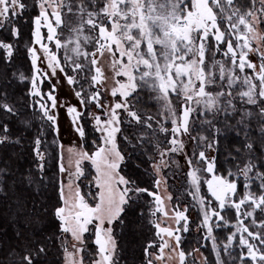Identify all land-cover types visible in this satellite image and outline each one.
<instances>
[{
	"label": "snow or ice",
	"instance_id": "obj_1",
	"mask_svg": "<svg viewBox=\"0 0 264 264\" xmlns=\"http://www.w3.org/2000/svg\"><path fill=\"white\" fill-rule=\"evenodd\" d=\"M251 2L253 8L257 2L260 3V8L257 10L259 15L251 9L241 14L239 7H233L235 0H191L190 7L185 6V0H164V3H158V0H105L103 7L99 10H89L84 3H81L78 6V26L71 27V35L62 42L57 36V28L64 26L63 16L65 13L63 9L67 7V15L69 16L77 15L73 11L74 5H66L63 0L59 4L56 3V0H37V6L40 9L39 15L34 18L36 25L34 35L37 37V42H39L41 21H44L48 27V39L55 40L57 48H64L66 53L71 51L74 54L73 56H65V59L74 65V71H82L85 67L83 63L77 62L81 56L88 60L89 70H94V74L91 76L93 85L104 83V72L99 66L97 54L101 57L105 53L111 54L113 69L122 67V73L117 72L116 74H123L128 80V83L120 84L118 89L113 88L112 90L113 96L119 91L124 97V102L109 106L106 112L108 116L106 120L102 121L101 116L93 117L96 121L97 130L102 133V143L98 145L97 150L91 154L80 153L79 159L75 162V173L69 171L63 164L60 165V173L67 174V182L64 179L60 180L59 195L62 204L55 207L53 216L59 222V231L63 234V239L66 240L70 236L75 241L72 245L75 253L68 252L67 247H64L65 259L70 261V264H84L83 255L77 260L75 254L86 251L84 234L91 231L90 225H94V243L97 246L96 255L90 264H116L114 259L116 242L113 238V229L111 227L105 229L103 225L105 223L111 225L113 221L118 220L125 211V207L134 203V194L135 196L140 194L153 196L157 205L156 211H163L162 200L159 195L147 188L138 187L136 181L126 178L120 173L124 155L116 143V133L120 131L115 126L120 122L117 110L124 109L131 117L140 121L137 113L128 107L127 99L138 87H150L165 100V108L173 117L171 131L174 138L171 143L174 145L178 143L175 134L188 131L189 116L193 111L192 102L197 105L202 104L205 114L213 111L219 112L222 99L225 96H232V93L220 91L213 94L206 91L209 84L216 83L215 73L206 72V49L209 47L210 37L214 36L218 43H227L225 55L230 54L232 63L235 65L238 62L241 71L245 67H255L248 61L247 53L253 51L252 40L258 39L261 45H264V35L258 36L255 30L256 25H264V0H251ZM225 5L230 9L227 14ZM89 7H95V0H89ZM25 8L26 4L23 0H0V17H3L4 20L9 17H18ZM48 8H52L51 13L48 12ZM214 9H219V12ZM50 17L54 18V24ZM225 21L228 24L226 32L221 31L220 28ZM241 26H243L242 29ZM13 34L18 35V29L13 28ZM229 34L233 38L226 39ZM88 45H93L95 51L91 53L86 51L85 48ZM126 45H130V47ZM144 46H146V51H142ZM156 46H159L161 51L158 52ZM42 47L48 54V48L43 45ZM0 48L7 49L11 55L12 46L10 44L0 42ZM237 48L240 49L239 53L236 51ZM117 51L121 57H127L128 63L126 65L122 61L116 60ZM29 52L32 54V63L35 67L37 59L35 51L29 49ZM190 55L191 58H189ZM261 59L264 60V54H262ZM48 61L49 67L53 70L52 74L55 75L56 69L60 67L59 61L55 55H48ZM60 71L64 72V68L61 67ZM134 73H139V77L137 78ZM225 79L231 86L235 83L236 77L231 72H226L221 64L220 80ZM67 80L69 84L75 83L71 76H68ZM244 83L248 84L249 88L248 91L240 93L241 98L246 97L248 104L258 106V99L260 104H264V63L260 65L259 87L257 88V85L251 82V78H245ZM33 87H35V78H33ZM55 90L56 86L53 85V91ZM170 93H175L178 97L183 96L182 112L179 108L172 107L171 101L168 99ZM75 94L78 97L81 96L80 92ZM100 95L101 93L96 91L90 100L95 101L98 108L105 110V106L99 99ZM49 99L52 100V106L56 107V97L50 95ZM81 102L86 103L84 100ZM227 104L235 107L232 100H228ZM0 108L7 112H13V108L8 104H0ZM68 112L71 114L77 110L74 107H69ZM45 115H48L47 111H45ZM260 117L262 127L259 131L261 136H264V108H260ZM48 119L54 120L55 118L48 116ZM5 131H7L6 126ZM77 131L80 132L81 136L84 135L82 128H78ZM245 147L251 153L254 145L248 143ZM176 150V148L172 149V151ZM163 155L164 153H161V156ZM200 158L202 161L205 160L203 152L200 153ZM87 159L91 160L96 169L94 180L98 192L91 194L92 200L95 201L94 206H91L85 195L81 193L80 186L74 183V180H79L84 175L81 162ZM160 164H163V160L152 165L157 173L160 171ZM255 167L256 165L250 160L241 170L242 174L247 178L248 173ZM213 169L214 161L208 162L207 171L213 172ZM257 174L262 181L258 203L251 191H246L239 203L232 200V197L237 194L235 182L215 175L212 180L207 181L211 196L216 202H219V210L213 208L212 216L223 220L224 217L220 213L228 206L239 210L240 206L248 201H251L256 207L264 205V172ZM188 176L191 178V183L196 188L198 195L199 177L197 172L195 170L189 171ZM160 183L159 179L155 180L156 186H159ZM244 187L247 189L249 185L245 184ZM230 200H232L231 205H229ZM199 203L205 205V200L200 198ZM208 203L210 204L211 201ZM156 211L152 212V215H155ZM246 215H251V213H246ZM209 219V215L205 211L203 223L207 225ZM181 220L185 221L184 230L187 231V217L183 212H177V223ZM154 226L158 236L161 234H166L168 237L175 236L176 246L179 247L180 236L175 235L173 230L163 228L159 223H155ZM243 231H247V229H243ZM209 232H211V228H209ZM249 236L260 239L261 243L264 244V237L255 236L251 232H249ZM232 239L233 236L230 235L228 237L229 242ZM161 240L160 255L156 257L158 260H162L164 250L171 247L170 242L163 240L162 236ZM240 244L247 246L248 255L253 262L257 260L264 262V253L258 255L259 250L254 249V246L243 237ZM78 245L80 246L78 247ZM152 246L150 244L149 248ZM43 253H45L44 247H40L36 252L29 250V254L23 257V261L25 264H34V257H39ZM145 253L149 256L147 264H154L148 248L145 249ZM179 258L181 264H184L185 253L183 251L179 252ZM241 258L243 259V257Z\"/></svg>",
	"mask_w": 264,
	"mask_h": 264
},
{
	"label": "rangeland",
	"instance_id": "obj_2",
	"mask_svg": "<svg viewBox=\"0 0 264 264\" xmlns=\"http://www.w3.org/2000/svg\"><path fill=\"white\" fill-rule=\"evenodd\" d=\"M61 0H56V3L59 4ZM105 2V0H104ZM103 2V4H104ZM158 3H164V0H158ZM37 4V0H36ZM185 6H191V0H185ZM103 7V5H102ZM129 7H131L129 5ZM99 6L95 4V7H92V10H99ZM260 8V3L257 2L255 7L251 5V10L256 12L257 15L260 13L257 11ZM226 14L230 12V9L225 5ZM59 10V9H58ZM219 12V9H214ZM19 11V10H18ZM52 8H48V12L51 13ZM68 9L65 7L63 12L65 13L64 17V26L57 28V36L63 41L67 40L71 35L70 28L78 26V10H74L77 15L69 16L67 15ZM40 9L37 6V13L39 15ZM51 18V17H50ZM54 24V18H51ZM0 21L4 22V18L0 17ZM249 21L251 22V18L249 17ZM1 24V23H0ZM110 28V26H109ZM221 31H227L228 24L225 21L220 26ZM243 26H241V29ZM256 34L264 35V25H256L255 26ZM36 31V25L33 21V42L31 46L28 48V56L32 64V76L30 79V95L32 99V103L35 107L40 111L39 120L48 123L51 127V130L55 134V141L58 146V164L59 169L60 165L63 164L65 168L69 171L75 173L76 171V160L79 159L80 153L85 152L83 149V138L78 128H82L81 118L84 111L88 110V118L90 120V125L92 129L97 134L99 139L98 145L102 143L101 131L97 130L96 121L93 119L94 116H101L102 121L108 118L106 112L109 106H114L116 103H123L124 97L118 91L115 96L112 95L113 88H119L120 84L128 83L127 77L123 74L117 75V72L122 73V67H117L115 70L113 69V57L109 53H105L103 57L97 54V60L99 62V66L102 68L104 72V83L101 85H93L91 81V76L94 74V70L90 71L88 66V60L81 56L77 62L83 63L85 65L82 71H74V65L65 59V56H73L74 54L71 51L66 53L64 48H57L55 44V40L48 39V27L44 21H41L40 29H39V42H37V37L34 35ZM89 34V33H86ZM233 38L231 34H229L226 39ZM253 51L247 53V59L249 62L255 65L254 68L245 67L243 71L240 70L239 64H233L230 54L225 55L227 51V43L220 42L218 43L214 36L210 37L209 47L206 49V72L215 73V84H209L206 91L212 92L213 94L224 91L225 93L231 92L232 96H225L220 104L221 112L222 110L229 111H237V112H246L247 108H255L252 105L247 103V98H241L240 93L248 91L249 85L244 83L245 78H251V82L259 87V70L260 65L264 63V60L261 59L262 54H264V45H261L258 39L251 41ZM46 46L49 50L48 54L45 53L44 47ZM130 47V45H126ZM29 49H33L35 51L36 56V65L33 66L32 63V54L29 52ZM157 51H161L159 46H156ZM258 49V50H257ZM6 56L9 57V52L7 49H4ZM88 52L95 51V47L93 45H88L85 48ZM142 51H146V46L142 49ZM237 53H239L240 49H236ZM48 55H55L59 61L60 67H58L55 71V75L52 74L53 70L49 67ZM116 60L122 61L124 65L128 63L127 57H121L119 52H116L115 56ZM191 58V55L189 56ZM223 65L226 72H231L234 77H236L235 83L231 86L228 85L227 79L221 81L220 80V65ZM64 68V72L60 71V68ZM38 69V70H37ZM137 78L139 77V73H134ZM71 76L75 83L69 84L67 77ZM33 78H35V87H33ZM186 79V78H185ZM44 81L48 82L50 86L46 87L44 85ZM53 85L56 86V90L53 91ZM223 85V87H221ZM96 91L101 93L99 99L105 106V110H101L97 107L95 101H91L90 97ZM140 91H146V101L154 106L148 107V112L143 113L137 100L141 97ZM80 92L81 96H77L75 93ZM56 97V107L52 106V100L49 99V96ZM168 99L171 101V105L173 108H179L182 112L183 108V96L178 97L175 93H170ZM84 100L86 103H82ZM228 100H232V104L235 106L227 104ZM165 100L160 97V95L153 91L148 86L138 87L137 90L127 99V105L131 111L137 113L140 117V121H137L133 117H131L127 111L124 109H118L117 115L119 117L120 122L115 125L120 129L119 132L116 133V143L118 141V137L122 136L121 132V123H130L134 125H141L143 127L148 128L151 131L153 142V156L149 157V173L152 176V189L149 191L154 192L156 195H159L162 200V208L163 211H156L157 205L153 196H149L147 194H140L135 196L134 199L140 198L143 195H146L147 201V209L150 217V223L153 227V236L148 243L147 248L151 253V259L154 264H181L179 258V252L183 251L182 243L184 238L186 239V232L188 229H191L193 232L192 242L193 248L189 255L185 254L184 264H205L204 256L202 255L200 249L205 244H208L213 250H219V246L216 243L215 237L213 236V230L218 227L220 223H226L225 220H221L218 217L212 216V209L216 208L219 210V202H216L214 198L211 196V193L208 190L207 181L212 180L213 176L221 177L218 172L213 169V172L207 171L208 162H213L214 156V140L205 139L203 136L196 137L193 133V127L199 117L203 116L205 109L202 104L197 105L195 102L191 103V107L193 111L189 116L188 121V131L175 134V139L178 141L176 145L172 144L174 136L171 131L172 125V116L168 113L165 108ZM260 108H264V104L259 103ZM74 107L77 112L69 113L68 108ZM45 111H47L48 115H45ZM79 113V115H77ZM211 113V112H209ZM213 114L218 112L213 111ZM179 114V113H178ZM242 116L243 114L240 113ZM48 116H53L54 120H49ZM142 121V122H141ZM150 125V127H149ZM166 129V130H162ZM126 141L129 150H119L125 156L132 151H137L140 148V144L142 141V137H138L137 141L132 142L125 137H123ZM0 141L8 142L12 141L8 138V136H3L0 134ZM39 141V144H37ZM44 141V135L41 128L35 137H33L32 144L34 146V155L37 160L36 162V173L35 176L38 180H40V175L42 172V165L44 160V152L41 149V145ZM1 143V142H0ZM98 145L95 146L92 152H87L89 154L94 153L97 150ZM182 145V147H181ZM118 146V143H117ZM43 148V146H42ZM173 148H176V151H172ZM140 150H142L140 148ZM203 152L205 154V160H201L200 153ZM161 153H164L161 156ZM163 160V164H160L159 173L155 172L152 165L153 163H160ZM123 161V162H124ZM191 161V164H189ZM122 162V163H123ZM121 163V165H122ZM248 161L245 163L247 164ZM244 165L239 166L238 169L235 170L236 176H241V185L243 187V191L240 196L232 197L236 203L243 198L244 193L246 191H251L256 197L257 203L259 202V196L261 195V178L258 176V170L254 169L248 173V177L246 178L242 174V169ZM81 168L84 172V175L80 177L79 180H74L75 184L81 183L83 180L85 182H89L86 189L92 190V194L98 192L97 186L95 184L94 177L96 176L95 166L92 164L90 159L83 160L81 162ZM195 170L199 177V194L197 195L196 188L191 183V178L188 176L189 171ZM88 171H91L90 179L85 178L87 176ZM60 173V170H59ZM122 175V174H121ZM32 178V177H31ZM30 178V179H31ZM224 178V177H223ZM64 179L67 182V174H61L59 178V187L60 180ZM159 179L161 181L159 186H156L155 180ZM228 180L227 178H224ZM1 180V178H0ZM5 180V179H4ZM89 180V181H88ZM230 181V180H229ZM256 184V189L252 191V182ZM233 182V181H231ZM247 184L249 187L246 189L244 185ZM1 186V185H0ZM28 189L27 192H30L31 189L36 190L38 188L37 181L33 178L27 183ZM30 188V189H29ZM84 192V191H83ZM25 193L12 192L8 191L6 188L4 191L0 187V206H8L7 202L10 196L14 197L16 201H14L16 207L18 205H22V198L25 196ZM84 195V194H83ZM27 197L23 198V201ZM203 198L205 200V205H201L199 203V199ZM87 201L91 206H94L95 201L92 200V195L90 198L86 197ZM232 200L229 201V205H231ZM211 201L209 204L208 202ZM20 203V204H18ZM31 202L28 199V202L25 206L29 205ZM62 204V202H61ZM60 204V206H61ZM30 208V207H29ZM228 209L234 211L235 220L232 224L233 239L231 242L227 241L223 247L226 248H236L238 252V258L241 260L243 257L251 258L248 255V248L245 245L240 244V240L243 237L250 244L254 246V249H258V255L260 253H264L262 250V243L260 239H254L252 236H249V232L253 233L255 236L261 237L264 234V205L260 207H256L255 204L251 203V201L245 202L242 204L237 210L235 207L228 206ZM23 209V207H22ZM21 209V210H22ZM25 210V209H23ZM55 210V209H54ZM53 210V212H54ZM156 211L155 215H152V212ZM207 211L209 215V222L207 225L203 223L204 213ZM256 211L259 212V216L256 214ZM177 212H183L187 217V231L184 230L185 221L181 220L179 223L176 221ZM167 213V215H165ZM246 213H251V215H246ZM222 215V213H220ZM116 221V220H115ZM115 221L113 224L109 225L105 223L103 227L113 229V238L116 242V232L117 228L115 225ZM222 221V222H220ZM23 223V221H20ZM155 223H159L163 228H169L175 232V235L180 236V244L179 247L176 246L175 236L168 237L166 234H161L163 240L169 241L171 244L170 248H166L163 253V259H156L157 256L160 255V244L162 242L161 236H158L157 229L155 228ZM59 224V222H58ZM20 227V226H18ZM91 231L89 233L84 234L86 251L83 253H76L75 258L77 260L80 259V256L84 257V264H90V261L95 257L97 252V246L94 243L95 240V228L94 225L89 226ZM209 228H211V232H209ZM179 229V231H176ZM243 229H247V231H243ZM0 231L3 234L2 242H0V257L9 259L11 263L15 262V258L17 261H23V257L26 254L21 255V251L19 247L15 244L17 239L12 238L9 240L8 233L4 228L0 227ZM15 236V235H14ZM58 246L61 249V264H70V261L65 259V251L64 247H67L68 252L75 253L72 245L75 243L69 236L66 240L63 239V234L60 232L58 237ZM153 246L149 248V245ZM80 245H78L79 247ZM14 252L11 254V252ZM93 250V254L90 255V251ZM114 259H117V251H115ZM149 256L146 255L144 257L143 264H147ZM1 261V260H0ZM252 261V260H251ZM24 262V261H23ZM253 262V261H252ZM25 263V262H24ZM4 264H8L5 263ZM253 264H261V261L257 260L253 262Z\"/></svg>",
	"mask_w": 264,
	"mask_h": 264
},
{
	"label": "trees",
	"instance_id": "obj_3",
	"mask_svg": "<svg viewBox=\"0 0 264 264\" xmlns=\"http://www.w3.org/2000/svg\"><path fill=\"white\" fill-rule=\"evenodd\" d=\"M23 2L26 8L18 17H9L0 24V42L12 46L9 57L6 56L5 50L0 48V104H8L13 108V112L0 108V134L12 140L0 143V187L3 191L8 188V191L25 193L24 197L27 198L23 201V197L22 205L16 207L13 206L16 199L10 196L8 206H0V227L8 233L9 240L17 239L15 244L19 247L21 255H28L29 250L36 252L40 247L45 248V253L34 257V264H61V249L57 241L60 233L59 224L53 216V210L61 204L58 146L51 127L38 119L40 111L32 103L30 95L32 64L27 50L33 42V21L38 13L36 0H23ZM103 2L104 0H95V4L99 7H102ZM63 3L74 5V10H78V6L84 3L89 10H92V7H89V0H63ZM251 5V0H235L233 7H239L243 14L251 9ZM63 20H65L64 16ZM13 28L18 29V35L13 34ZM44 85L50 86L46 81ZM146 93L140 91L141 97L137 100L143 113L148 112V107L154 108L146 101ZM253 107L255 108H247L245 113L229 110H222L216 114L204 112L193 127L196 137L203 136L205 139L214 140V170L221 177L237 184L235 197L240 196L243 191L241 176L235 175V170L239 166L251 160L256 165L254 169L264 172V167H261L264 165V136H261L259 131L262 127L260 106ZM240 113L243 115L241 116ZM81 125L84 131L83 149L85 152H92L98 145L99 139L90 125L88 110L82 114ZM40 128L44 135L41 145L44 160L41 178L38 180L35 176L38 172L35 169L37 160L32 140ZM121 132L123 137L132 142L137 141L138 137L143 139L140 144L142 150L139 148L136 152H129L125 156L120 173L136 181L138 187L152 189L153 179L148 164L149 157L154 154L151 131L141 125L122 122ZM123 137H118V147L128 151L129 147ZM248 143L254 145L251 153L245 147ZM90 176L91 171H88L84 179H90ZM33 178L37 181L38 188L27 192V183ZM88 183L83 180L79 186L81 193L90 198L92 190L86 189ZM256 188V184L252 182V191ZM28 199L31 203L25 206ZM145 200L147 201L146 195L134 199V203L126 206L120 218L115 221L116 264H143L145 249L153 236V227ZM221 213L226 223L218 224L213 230L219 250H213L208 244L200 249L205 264H253L248 258L239 260L236 248L224 249L228 237L233 233L232 224L235 214L228 208ZM256 214L259 216V212L256 211ZM21 220L23 223L20 222ZM185 236L182 249L188 256L193 248L192 230L188 229ZM261 237H264V234ZM3 238V234H0V242ZM262 250L264 251V244ZM13 252L14 250L11 254ZM92 254L93 250L90 251V255ZM0 260V264L4 262L25 264L23 261H17V258L13 263L7 257L4 259L0 257Z\"/></svg>",
	"mask_w": 264,
	"mask_h": 264
}]
</instances>
